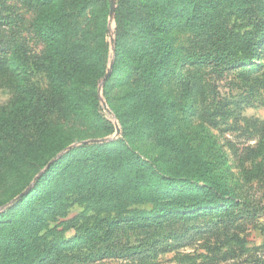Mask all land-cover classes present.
Instances as JSON below:
<instances>
[{
	"label": "trees",
	"instance_id": "obj_1",
	"mask_svg": "<svg viewBox=\"0 0 264 264\" xmlns=\"http://www.w3.org/2000/svg\"><path fill=\"white\" fill-rule=\"evenodd\" d=\"M10 1L0 0V88L11 92L0 106V264L126 259L142 242L178 235L179 221L202 216L210 225L198 240L206 258L264 264V244L248 246L257 218L249 204L212 176L174 173L159 162L168 154L153 142L173 138L171 116L177 108L191 112L204 94L203 85L192 91L188 81L182 88L191 104H176L166 87L187 78L177 65L218 71L251 65L258 76L243 72L239 79L252 90L264 87V0H117L110 52L109 0H32L48 9L32 24L46 48L31 58L13 37ZM80 16L86 17L81 26ZM180 27L191 33L184 55L171 33ZM38 72L47 87L31 82ZM102 98L121 136L84 142L115 130ZM226 104L200 114L226 119L236 110ZM252 123L262 130L263 122ZM246 152L259 159L248 173L264 178V134ZM152 225L164 232L156 234ZM144 227L146 241L121 243L123 230ZM222 246L228 248L221 252Z\"/></svg>",
	"mask_w": 264,
	"mask_h": 264
},
{
	"label": "rangeland",
	"instance_id": "obj_2",
	"mask_svg": "<svg viewBox=\"0 0 264 264\" xmlns=\"http://www.w3.org/2000/svg\"><path fill=\"white\" fill-rule=\"evenodd\" d=\"M61 1L63 3L65 0H58L56 4ZM8 5L12 10V28L15 30L13 37L18 44H21V52H26L30 58L33 55L41 54L45 50L46 44L35 32L32 24L48 7L32 0H11ZM85 19V16L78 17V25L81 26ZM108 22L110 25L108 40L110 42L111 38L114 39L115 21L114 17L110 18L109 14ZM171 33L177 49L181 55H184V48L187 47L191 34L189 28H176ZM113 46L114 44L112 45L110 42L109 52L113 51ZM255 63L258 61L255 60ZM175 69L183 71L184 77H187L180 80L179 83L174 82L175 80L168 81L166 87L168 94L176 104H191V97L182 88V85L188 81L193 84L189 85V89L192 91H194L195 83L203 85L204 94L202 97L198 96L197 100L193 102L194 106L191 112L177 108L176 116H171L169 132L174 133L173 138L167 135L163 140L153 139L156 144L154 148L168 154L166 163L159 162L167 167L171 165L174 173L195 172L194 176L200 177L199 179H202L203 175L205 177L212 176L215 181L225 185L228 190H232L238 198L240 197L241 200L249 204L248 212L257 215V218H253L252 227L249 228L248 246L264 244V178L248 173L255 167L259 159L252 161L246 157V148L257 144L260 136L264 134V124H262V130L258 131L252 123L254 119L264 123V87L252 90L248 84L239 79V74L243 72L249 73L250 77L258 76L259 69L248 65L218 71L211 66L195 68L190 64L177 65ZM31 82L37 87H47L49 84L47 77L42 72L34 74ZM99 93L102 96L101 85ZM10 96L11 92L5 87H1L0 106L6 103ZM234 101H238L237 106L232 104ZM218 103H227L225 107H236V110L226 119L218 116L212 117L211 113ZM101 105L107 118L115 125L114 132L103 138L108 140L118 138L121 136L119 122L103 98ZM202 109L210 110V115L200 114ZM248 118L252 120L246 122ZM117 128H119L118 133L116 132ZM177 152H181L187 158L184 159L182 155L177 156ZM197 168V172L192 171ZM77 210L79 208L74 207L72 212ZM236 211L239 212V209ZM210 219L213 220L211 217ZM207 220L205 216H202L197 219L179 221L174 226L179 232L178 235L174 234L172 239H161L148 246L143 242L137 246L139 238L145 241L147 239L143 234L145 227L141 228L142 231L141 229L123 230L119 235L121 243L137 247L126 253V259L106 260L103 264H122L134 261H138L134 262L135 264H233L230 261L215 262L210 261V257L206 258L207 251L202 247V241L198 240L201 236L200 232L210 229V225L206 224ZM150 227L153 230L155 226ZM164 229V226L159 225L154 231L156 230V234L163 233ZM70 235L72 232H68V236ZM227 248V246H222L221 252ZM184 253L191 256L180 261V254Z\"/></svg>",
	"mask_w": 264,
	"mask_h": 264
},
{
	"label": "water",
	"instance_id": "obj_3",
	"mask_svg": "<svg viewBox=\"0 0 264 264\" xmlns=\"http://www.w3.org/2000/svg\"><path fill=\"white\" fill-rule=\"evenodd\" d=\"M115 8H116V0H110V6H109V16H110V18L114 17ZM110 42L113 45L114 44V39L111 38ZM111 67H112V60L109 62V70L105 74L103 80H105L108 77ZM116 132L117 133L119 132V128L116 129ZM107 140H108L107 138H96V139L86 140L84 142H104V141H107ZM70 147H68V148H70Z\"/></svg>",
	"mask_w": 264,
	"mask_h": 264
}]
</instances>
